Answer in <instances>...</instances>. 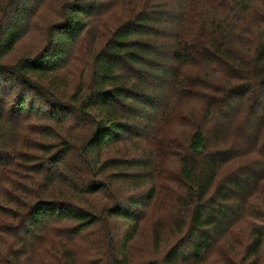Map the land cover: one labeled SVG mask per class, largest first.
Returning <instances> with one entry per match:
<instances>
[{
  "label": "trees",
  "instance_id": "1",
  "mask_svg": "<svg viewBox=\"0 0 264 264\" xmlns=\"http://www.w3.org/2000/svg\"><path fill=\"white\" fill-rule=\"evenodd\" d=\"M45 1L0 0V264H208L248 203L264 209V0H62L45 47L6 61ZM121 1L88 77L61 85ZM162 172L187 219L136 263L142 217L171 191ZM263 245L255 228L240 264Z\"/></svg>",
  "mask_w": 264,
  "mask_h": 264
},
{
  "label": "rangeland",
  "instance_id": "2",
  "mask_svg": "<svg viewBox=\"0 0 264 264\" xmlns=\"http://www.w3.org/2000/svg\"><path fill=\"white\" fill-rule=\"evenodd\" d=\"M61 1L62 0H46L45 3L41 5L40 9H38L32 18L25 36L6 61L12 63L17 61L22 56H34L45 47L50 26L61 21ZM259 1L254 0V3L257 4ZM125 3L127 2L125 1ZM121 6L122 1L120 5L112 9L110 12L112 15L106 14V16L101 18L102 20H99L101 21V25L100 23H97V26L92 27L90 29L91 31L83 36L74 51L69 65L61 74V85L63 82L68 83L69 81V86L73 87L82 79V75H84L85 79L88 77L91 58L94 53L98 51L103 42L101 35L103 32H112L113 27L117 24L116 21L118 20V18L116 19V17H114V14L123 9ZM262 12L264 14V9ZM99 33H101L99 38L101 40L95 41L94 38L96 37L98 39ZM221 76V73L214 75L215 78H219ZM69 91H72V88H70ZM41 97L39 96V101L44 100ZM34 122L37 124L43 123L33 120V123ZM68 126L71 127L72 124H65L64 129L60 130V132L66 133ZM172 126V124L168 125L167 128L165 127L164 131L169 130ZM184 130L185 128L183 131ZM186 130L187 133L190 132L189 128H186ZM72 132L74 133L75 131ZM175 165L176 163L173 166V162L171 161L165 162V167L169 169L173 168L177 170ZM165 177L166 175L162 172L160 174V179L165 181ZM167 183L168 182L165 181V185L171 187V191L168 192L167 189H163L162 191L160 190L161 193H159V199L147 208L142 217L140 230L138 231L134 244L131 247V254L136 263L162 258L164 253L177 239V236L173 234L171 230V226L175 221H179L181 218H184L185 220L187 219L186 210L183 209L177 201L178 194L182 193L183 188L177 183H169V185H167ZM177 186H179V189L176 188ZM261 194L262 192L259 194L258 198H260ZM262 199L264 200V196ZM159 224L162 225L161 238L163 241L160 248H157L153 245V236L155 229L159 227ZM263 225L264 209L262 205L259 203H248L245 216L240 218V220L229 230V233L225 236V238L218 243L215 252L208 261V264L242 263L241 260L246 253L247 246L250 244L252 231L255 228L264 227ZM261 252L262 258L260 260V264H264V245ZM94 256L96 257V254ZM94 256L84 251L80 256V259L87 261L91 258L93 259ZM36 258H41L40 252L36 254Z\"/></svg>",
  "mask_w": 264,
  "mask_h": 264
}]
</instances>
